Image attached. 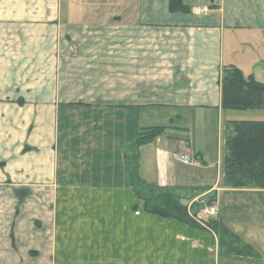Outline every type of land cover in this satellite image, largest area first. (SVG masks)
<instances>
[{
    "label": "crops",
    "instance_id": "0c3cea01",
    "mask_svg": "<svg viewBox=\"0 0 264 264\" xmlns=\"http://www.w3.org/2000/svg\"><path fill=\"white\" fill-rule=\"evenodd\" d=\"M185 2L211 10L0 0V101H14L9 88L33 89L27 108H0V264H264V190L225 187L221 158L226 123L264 121V112L243 120L224 111L219 85L229 66L264 84V0ZM21 111L19 132L12 120ZM211 112L227 118L212 157L196 146L194 127ZM156 126L171 128L141 149V178L183 199L198 191L191 203L212 202L251 256L224 254L213 233L135 210L124 153ZM25 189L17 212L15 192ZM122 191L128 200L110 203Z\"/></svg>",
    "mask_w": 264,
    "mask_h": 264
},
{
    "label": "trees",
    "instance_id": "16d2710c",
    "mask_svg": "<svg viewBox=\"0 0 264 264\" xmlns=\"http://www.w3.org/2000/svg\"><path fill=\"white\" fill-rule=\"evenodd\" d=\"M168 9L171 14L191 13V7L185 0H169ZM219 85L221 108L224 111L264 112V84L253 76L247 77L233 66L225 67L220 73ZM169 128L171 126L142 129L136 141L124 153L129 186L138 201L135 210L141 208L145 214L164 220H175L203 230L193 221L187 206L182 204V198L175 189L159 188L145 182L140 176L141 149L154 143ZM226 131L223 163L225 187L264 190V121L227 122ZM28 194L29 192L24 190L15 192L19 201L17 212ZM209 226L210 231L213 230L219 239L222 253H234L237 256L253 254L250 247L243 245L240 239L219 221H212Z\"/></svg>",
    "mask_w": 264,
    "mask_h": 264
},
{
    "label": "rangeland",
    "instance_id": "374dc122",
    "mask_svg": "<svg viewBox=\"0 0 264 264\" xmlns=\"http://www.w3.org/2000/svg\"><path fill=\"white\" fill-rule=\"evenodd\" d=\"M71 2H72V4H74V8H76L77 10L82 9L83 11H85L84 9L86 8L85 7L86 6V0H78V1H74V0L72 1L71 0ZM73 2H76V3H73ZM197 8H202V9L207 8L208 13L211 10V8H209L208 6H204V7H196L193 9V11L191 9V12L196 14ZM3 89H4V87H3ZM10 89H11V92L13 93L14 101H10L9 99L8 100L3 99L0 101V108H5V106H10V105L13 106V108H15L14 110H16V111L17 110L20 111V107H22L23 109L27 108L28 104L26 101H24L25 100L24 97L27 96V94H31V90H33V89L29 88V87H24V86H22V87L15 86L13 88H9V90ZM50 89H51L50 87H45L46 94H49V91H51ZM56 89L57 88H55V90ZM2 91H5V90H2ZM56 94H57V92H56ZM34 105L35 106L45 105L46 109L49 110V109H51L53 104H49V103L37 104V103H35ZM233 114H238L237 116H240L241 117L240 119H243V120L244 119H251L250 117H253V115H251V112L250 113L233 112ZM225 119H227V118L225 117V118H223V120L219 121L217 114L211 112V113H206L205 115H202L201 117H197V119L195 120V124H194L195 126L194 127H195V143H196V146L198 148H201V149L207 147V149L209 150V153L211 154V157L213 155H217V152L215 151L216 142H217V139L219 137V131L221 128V124L224 123ZM25 121H27V120H25V118H23V112L22 113L19 112V113L14 114V118L12 120L13 126L15 127L16 130L18 129L19 132H21L23 127H25V125H26ZM45 121L48 122L49 120L47 119ZM206 139H208L210 145L207 144ZM224 151H225V149L222 150V152H221V158H223V159L225 157ZM181 156L184 157V156H188V155H181ZM182 164H184V163H182ZM184 165H187V164H184ZM194 166L195 167L199 166L198 162ZM116 182H118V179L116 180ZM24 191H28V190L25 189ZM125 192L126 191L116 192V195L119 197L115 198V199L114 198L110 199V203H115L116 200H118L121 204L125 203L126 200H128L127 197H126V200L123 198V197H125V194H126ZM178 194H179V192H178ZM29 195H31L30 192H29L28 196ZM185 195L190 196V197L183 199L179 194V196L182 198V204L187 206L188 213L191 216V218L193 219V221L203 230L214 234L213 230L210 231L211 228H210L209 224H210V222L216 220V216L207 217L203 214V210H205L207 207H210V203H212V202H209L207 204H201V203H198V202H200V200L197 199L196 202L191 203V201H193V199H195V197L198 195V191H196L194 189H192L189 193H185ZM110 207H112V206L110 205ZM111 209L112 208H110L109 211ZM139 210H141V208H139ZM117 211L119 212V209H117ZM217 211H218V209H217ZM235 247L236 246H234V248ZM232 254H234V253H232ZM250 255H252V254H247L245 256H250Z\"/></svg>",
    "mask_w": 264,
    "mask_h": 264
},
{
    "label": "built area",
    "instance_id": "2783aa9c",
    "mask_svg": "<svg viewBox=\"0 0 264 264\" xmlns=\"http://www.w3.org/2000/svg\"><path fill=\"white\" fill-rule=\"evenodd\" d=\"M74 1H78V0H74ZM198 9V10H197ZM196 9V14L197 15H205V14H208V9L207 8H197ZM178 160L181 162V163H184V164H187L189 166H194L197 164L196 160L189 157V156H179L178 157ZM203 214L207 217H213V216H217L218 214V211L215 207L213 206H210V207H207L205 210H203Z\"/></svg>",
    "mask_w": 264,
    "mask_h": 264
}]
</instances>
